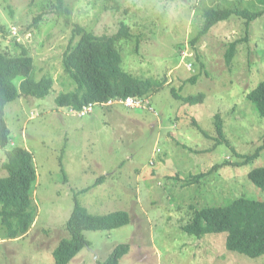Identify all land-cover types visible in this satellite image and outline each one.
I'll return each instance as SVG.
<instances>
[{
	"label": "rangeland",
	"instance_id": "obj_1",
	"mask_svg": "<svg viewBox=\"0 0 264 264\" xmlns=\"http://www.w3.org/2000/svg\"><path fill=\"white\" fill-rule=\"evenodd\" d=\"M64 2L73 22L97 35H112L125 21L131 36L117 42L122 67L154 86L144 107L96 105L84 116L60 106L57 97L75 88L62 65L73 26L54 14L57 0H0V49L13 53L23 43L34 56V76L54 79L46 97L22 96L5 107L11 142L34 155L38 213L17 238H7L0 224V264H55L53 251L68 235L65 224L76 197L90 213L126 210L131 221L85 231L91 244L69 264H98L121 243L130 244L122 264H264V256L230 251L226 232L198 237L183 230L196 209L238 197L264 200V190L248 178L253 168L264 166V149L242 166L238 162L245 157L237 156L253 154L264 142V117L248 100L264 80V14L248 30L245 19L232 16L192 43L207 6L239 3L264 10V2ZM238 39L229 64L227 49ZM198 94L197 103L186 101ZM217 113L228 145H218ZM5 151L0 147V176L7 174Z\"/></svg>",
	"mask_w": 264,
	"mask_h": 264
},
{
	"label": "trees",
	"instance_id": "obj_2",
	"mask_svg": "<svg viewBox=\"0 0 264 264\" xmlns=\"http://www.w3.org/2000/svg\"><path fill=\"white\" fill-rule=\"evenodd\" d=\"M54 14L65 17L66 24L73 26L72 36L62 56V65L73 80L75 88L57 97L60 106H70L79 115V111L91 103L97 102L102 106L111 99L128 96L146 98L150 94L154 86L152 80L139 79L122 67V54L117 42L131 36L130 26L125 21L121 22L116 33L97 35L73 22L72 10L64 0H57ZM263 14L264 10H255L239 3L235 6H207L204 10L203 28L192 43L196 44L214 25L232 16L245 19L248 30L252 22ZM41 19V14L36 16L35 24ZM240 41L241 39L234 40L227 49L226 59L229 64L235 57ZM17 46L13 53L0 49V147L6 149L3 167L7 172L0 176V224H4L8 231L7 238L25 235L34 224L38 209L34 204V185L37 180L34 155L26 147L16 146L11 142L5 107L22 96L44 98L50 93L54 83L51 76L37 79L34 76V56L23 43ZM198 100H202L201 94L186 97V101L192 104ZM248 100L260 116L264 117V80L249 92ZM216 118L217 132L221 138L218 139V145H228L222 117L217 113ZM263 149L264 142L253 154L236 152L237 156L245 157L238 164H249L260 156ZM218 166L216 164L214 168ZM207 173L209 172L197 174L193 178L198 180V177H205ZM248 178L264 190V166L253 168L248 173ZM103 181L104 177H101L96 184ZM130 221L131 215L126 210H114L106 214L90 213L76 197L72 213L65 224L68 235L61 239L53 251L55 264H69L85 246L91 244L85 231L112 230L127 225ZM183 230L198 237L226 232V247L230 251L251 258L264 256V200L238 197L225 205L196 209L192 220L183 225ZM129 250L130 244H118L105 260L97 262L122 264L121 260Z\"/></svg>",
	"mask_w": 264,
	"mask_h": 264
},
{
	"label": "built area",
	"instance_id": "obj_3",
	"mask_svg": "<svg viewBox=\"0 0 264 264\" xmlns=\"http://www.w3.org/2000/svg\"><path fill=\"white\" fill-rule=\"evenodd\" d=\"M115 100V101H113ZM145 98L143 97H135V96H128L126 98H115L111 99L106 103H103L102 105H110L115 103H123L126 106L132 107V108H138V107H144L145 106ZM99 103H91L87 106H85L81 111H79V115H86L94 110V107L98 105ZM76 112V111H74Z\"/></svg>",
	"mask_w": 264,
	"mask_h": 264
},
{
	"label": "clouds",
	"instance_id": "obj_4",
	"mask_svg": "<svg viewBox=\"0 0 264 264\" xmlns=\"http://www.w3.org/2000/svg\"><path fill=\"white\" fill-rule=\"evenodd\" d=\"M102 106H109V105H102ZM132 108V107H131ZM72 109V108H71ZM74 112V111H73ZM33 226V225H32Z\"/></svg>",
	"mask_w": 264,
	"mask_h": 264
}]
</instances>
